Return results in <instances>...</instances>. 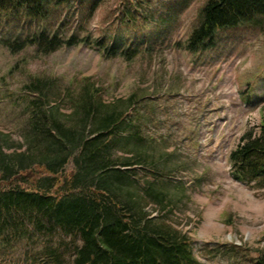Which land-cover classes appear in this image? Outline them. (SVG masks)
Segmentation results:
<instances>
[{"label":"rangeland","instance_id":"374dc122","mask_svg":"<svg viewBox=\"0 0 264 264\" xmlns=\"http://www.w3.org/2000/svg\"><path fill=\"white\" fill-rule=\"evenodd\" d=\"M134 2L144 14L131 25L122 15L128 0H100L93 10L89 0L52 2L43 18L0 12V168L55 156L47 148L57 131L45 136L33 122L42 111L72 135L92 137L117 105L126 119L112 156L120 163L142 148L159 168L116 164L125 178L112 184L134 190L150 227L173 223L187 232L201 264H253L264 250V187L236 179L230 154L247 131L259 132L264 117V30H223L213 48L193 52L188 41L205 0ZM40 32L81 41L51 52L22 46ZM88 86L102 97L91 114L82 105ZM33 239L0 244V264H76L84 243L80 236L71 243L61 229Z\"/></svg>","mask_w":264,"mask_h":264},{"label":"trees","instance_id":"16d2710c","mask_svg":"<svg viewBox=\"0 0 264 264\" xmlns=\"http://www.w3.org/2000/svg\"><path fill=\"white\" fill-rule=\"evenodd\" d=\"M77 1L86 0H0V12L8 16L24 13L30 18H43L48 14L50 3ZM89 1L91 10L100 2ZM128 1L122 6V15L131 25L132 18L138 19L144 12L140 13L134 0ZM199 19L188 41V48L193 52L213 48L222 30L243 24H256L264 30V0H205ZM80 41L77 36L64 40L58 35L40 32L25 39L22 46L35 44L40 51L51 52ZM97 48L106 50L107 46L98 42ZM107 50L115 53L119 49L111 46ZM100 93L99 87H87L82 103L87 114L99 110ZM124 119L125 110L113 106L97 125V133L86 137L72 135L71 129L62 128L56 118H50L43 111L37 115L33 122L38 124L37 128H43L41 133L49 137H55L54 130L58 133V139L50 140L47 148L56 154L50 160L42 158L31 164L19 161L0 168L1 245L24 236L38 241L41 233L53 236L61 229L71 235V243L78 236L84 241L77 249L76 264H201L187 232L173 223L150 227L134 190L117 189L112 184L113 178H125L116 164H141L151 171L159 168L157 162L142 155V148L133 158H125L120 163L112 156V143L118 142L116 129ZM259 127L258 133L251 129L241 137L231 151L230 162L236 179L264 187V117ZM133 137L139 143L142 141L138 132ZM61 160L65 164L59 169L56 164ZM70 162L73 168L65 170ZM148 186L149 190L153 187ZM153 196L160 201L167 198L165 193ZM57 257L52 254L54 261ZM253 264H264V250L257 253Z\"/></svg>","mask_w":264,"mask_h":264}]
</instances>
